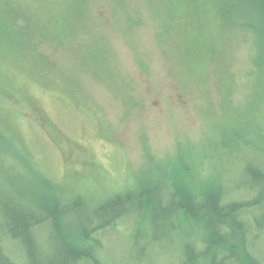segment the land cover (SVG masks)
Here are the masks:
<instances>
[{"label": "trees", "instance_id": "trees-1", "mask_svg": "<svg viewBox=\"0 0 264 264\" xmlns=\"http://www.w3.org/2000/svg\"><path fill=\"white\" fill-rule=\"evenodd\" d=\"M213 2L215 12L209 7L210 0H172L173 7L163 9L166 15L172 8L175 21L171 36L170 28L165 27L163 35L159 34L163 54L171 53L180 76L194 85L202 76L207 79L212 65L225 59L222 51L226 43L217 50L207 48L208 39L215 43L222 39L224 32L219 34V29L238 24L253 30L256 53H263L262 22L257 18L264 17V0ZM0 3V98L4 101H20L14 90H24L18 86L22 78L52 84L57 76L50 58L58 60L57 54L61 62L66 53L84 54L94 64H105L106 71L113 65L106 61L110 53L98 27L97 32H88L91 16L85 9L86 0ZM206 16L219 25L217 31L204 24ZM33 19L42 23L31 24ZM259 68L264 70L261 63ZM59 74L64 77L63 71ZM253 76L264 87V74ZM57 83L63 90L50 93L57 101H63L61 96L68 98L76 112L80 103L75 96L88 105L85 96L67 90L70 84L76 87L75 83L67 78ZM255 109L260 110V104ZM30 124V117L0 103V154L12 159L11 168L43 156L31 145ZM243 127L239 120L233 133L239 135ZM257 130L264 138V125L257 123ZM225 135L217 142H207L208 146L220 145ZM4 139L11 142L6 147ZM242 148V153L232 152L236 158L230 180L220 176V170L215 181L198 187L192 182L193 160L186 153L180 155L178 168L149 161L146 170L134 173L126 186L106 184L110 192L100 188L93 192L97 185L86 186L93 183L85 182L78 192L65 196L60 186L63 182L50 176L43 166L34 175L40 177L45 171L50 189L32 195L35 192L21 186L35 187L26 172L19 167L15 175L8 171L6 184H0V264H107L106 236L118 226L128 229L121 249L127 264H160L156 259L160 256L167 264H264V148L256 141H250L249 150ZM193 152L190 146L188 153Z\"/></svg>", "mask_w": 264, "mask_h": 264}, {"label": "rangeland", "instance_id": "rangeland-1", "mask_svg": "<svg viewBox=\"0 0 264 264\" xmlns=\"http://www.w3.org/2000/svg\"><path fill=\"white\" fill-rule=\"evenodd\" d=\"M212 1L209 7L215 12ZM164 7H173L172 0H86L85 9L91 16L87 20L88 32H97L98 27L110 53L106 61L113 65L106 71L105 64H94L84 54L68 53L61 55L62 64L57 54L58 60L50 58L54 61L52 72L57 76L52 78V84L26 82L22 78L18 86L24 90H14L20 101L0 98L5 109L13 108L30 117L31 145L41 151L36 154L43 155L40 161L31 158L23 160L22 167L18 164L11 168L12 159L0 154L4 159H0L1 185L6 184L8 171L15 175L20 168L35 182V187L21 185L24 189L35 192L32 195L49 190L47 173L34 175V171L45 166L50 176L63 182L60 186L65 196L78 192L85 182L93 183L86 186L97 185L93 192L98 188L110 192L106 184L126 186L134 173L146 170L149 161L177 165L180 155L186 153L193 160L192 182L198 187L202 182L215 181L220 170V176L230 180L236 158L232 152L242 153V147L249 150L250 141L264 148V138L257 130V123L264 125V87L253 76L264 74L259 68L260 63L264 68V17L255 15L262 22L259 34L263 53H256L253 30L238 24L219 29V34L224 32L222 39L217 43L208 39L207 48L217 50L226 43V50L222 51L225 59L212 65L208 78L202 76L194 85L180 76L175 57L163 54L159 34L163 35L165 27L170 28L171 36L175 25L172 8L165 15ZM14 18L20 20L16 15ZM30 22L42 23L35 19ZM204 24L218 30L219 25L207 16ZM172 47H176V42ZM62 71L64 77L59 74ZM62 78L78 87L70 84L68 91L88 100L87 105L74 95L80 103L78 114L68 98L61 96L63 101H57L55 95H50L63 90L57 83H62ZM239 120L244 127L237 135L233 131ZM224 134L220 145L208 146L207 142H217ZM241 135L248 140L244 141ZM10 143L9 139L3 140L5 147ZM190 146L193 153H188ZM12 149L15 153L20 151L17 146ZM211 151L212 155H208ZM125 232L128 229L118 226L106 236L107 264H127L121 255ZM156 259L167 264L161 256Z\"/></svg>", "mask_w": 264, "mask_h": 264}]
</instances>
